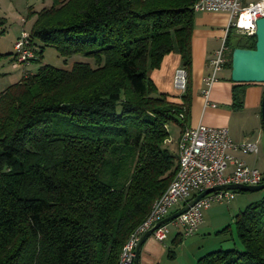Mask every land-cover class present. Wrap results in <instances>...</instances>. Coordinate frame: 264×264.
<instances>
[{"label":"trees","instance_id":"obj_1","mask_svg":"<svg viewBox=\"0 0 264 264\" xmlns=\"http://www.w3.org/2000/svg\"><path fill=\"white\" fill-rule=\"evenodd\" d=\"M196 1L52 0L31 14L30 48L39 41V57L52 47L95 66L41 65L0 93V264L120 263L178 169L165 142L169 123L188 126ZM224 46L231 58L235 48L254 49L255 37L230 28ZM173 51L187 73L179 104L149 78ZM245 87L233 85L232 110L242 109ZM234 224L243 250L217 249L196 264H264V190ZM181 241L177 234L169 259Z\"/></svg>","mask_w":264,"mask_h":264},{"label":"built area","instance_id":"obj_2","mask_svg":"<svg viewBox=\"0 0 264 264\" xmlns=\"http://www.w3.org/2000/svg\"><path fill=\"white\" fill-rule=\"evenodd\" d=\"M192 8L194 13L227 15L226 35L231 28L238 35L253 37L256 21L264 17V0H197ZM13 49L14 68L28 64V60L34 58L28 32H21ZM225 51L223 42L211 61L212 75L205 80L202 90L206 104L216 74L227 62L223 58ZM174 82L181 97L187 84V73L182 67L176 71ZM210 106L216 107L215 104ZM179 118L182 119L183 115L180 114ZM237 153L257 154L258 146L249 138L234 142L226 128L209 127L201 123L194 127L183 126L177 141V172L166 190L153 202L147 218L130 234L122 247L119 264L133 261L134 249L146 231L205 190L229 184H263L264 175L256 168H250L236 156ZM233 193L235 191L222 190L207 194L185 213L156 228L150 236L163 243L170 233L169 227L179 231L183 237L194 235L203 222V212L214 203H229Z\"/></svg>","mask_w":264,"mask_h":264},{"label":"crops","instance_id":"obj_3","mask_svg":"<svg viewBox=\"0 0 264 264\" xmlns=\"http://www.w3.org/2000/svg\"><path fill=\"white\" fill-rule=\"evenodd\" d=\"M227 22L228 18L225 14L195 13L194 30L191 39V101L188 126L194 127L201 123L209 127L228 128L234 115H249L248 117L251 116L252 119V125L242 129L234 127L229 131L230 136L237 142L246 138L261 141L263 140L264 129L262 121L261 124L258 122V116L260 114L261 118V100L264 93V84H240L246 86L243 107L241 110L234 111L230 106L232 103V87L236 84L230 80V69L222 67L217 72L215 81L210 87L208 104H206L202 95V90L205 88V80L212 75L211 61L220 48L221 41L223 40L224 42L225 40ZM179 68H181L180 55L173 51L163 57L158 69L149 73V78L156 86L157 91L165 94L167 100L174 104L181 103L180 93L176 89L174 82L176 71ZM211 104H215L216 107H211ZM180 133L181 128H179L175 145H177ZM241 158L244 162H249L248 157ZM213 213L212 210H205L203 222L195 234L185 238L181 236L182 241L175 249L174 259L167 257V251L172 246L175 236L180 234L179 231L175 230L174 234L167 237L163 243L156 241L150 236L142 245L139 264H196L200 257L221 249L222 245L216 247L213 242H211L210 246L206 245V240L210 235L207 219H212ZM201 232L203 233L202 235H200Z\"/></svg>","mask_w":264,"mask_h":264},{"label":"rangeland","instance_id":"obj_4","mask_svg":"<svg viewBox=\"0 0 264 264\" xmlns=\"http://www.w3.org/2000/svg\"><path fill=\"white\" fill-rule=\"evenodd\" d=\"M51 4L52 0H0V17L4 18L5 20V25L0 28V93L8 86L18 82L23 75L25 76L27 74L35 73L41 65H51L64 70H70L73 64L76 62H85L90 64L92 67L95 66V61L92 58L85 57L81 54H75L69 58H63L56 51V49L52 47H45L42 56L39 57L36 52H38L39 47L42 46V44L39 41H35L36 46H32V49L30 50L32 51L36 61L32 62L28 60V64H22L17 68L13 67L14 44L22 31L28 33L30 32L32 24L35 20V16H32L31 14L37 13L43 8H49ZM237 38L240 37H234L233 41L236 42L238 40ZM222 43L223 40L221 41V45ZM223 58L228 61L230 58L229 52L225 51ZM248 116L249 115H234L229 123L228 128H220H226L229 132L234 127H239V129H242L243 127L251 126L252 119L251 116ZM258 122L261 124L260 114L258 116ZM49 125L53 128L64 130L70 134L84 135L82 130L70 125L69 123H56L55 121H51ZM167 128L168 141L165 142V146L170 152L176 154L177 145H175V140L178 135L179 128H181L180 124L171 122L168 124ZM262 138L263 140L261 141L251 140V142H255L258 146L257 154L242 155L237 153L236 156L241 160V157H248L249 162L245 163L250 168H256L264 175V133ZM232 140L236 143L241 142H237L234 139ZM262 195L263 190L258 192H235L233 193V197L229 203L212 204L208 208L214 213L212 219H207L210 235L206 240V245L210 246L211 242H213L215 243L214 246L216 247L222 245V250L237 249L238 251H242L243 248L236 236L234 216L240 211L244 210L250 203L261 199ZM204 213L205 211L203 214ZM225 228H227L226 231L221 233V231ZM169 230L170 233L167 237L172 236L175 232V229L172 227H169ZM202 234L203 233L201 232L200 235Z\"/></svg>","mask_w":264,"mask_h":264},{"label":"water","instance_id":"obj_5","mask_svg":"<svg viewBox=\"0 0 264 264\" xmlns=\"http://www.w3.org/2000/svg\"><path fill=\"white\" fill-rule=\"evenodd\" d=\"M254 37V49L235 48L231 53L230 80L235 84H264V17L259 18L256 21V31ZM261 121L264 129V93L261 100ZM222 190H231L235 192H258L264 190V183L258 186H243L238 184L221 185L207 189L198 194L183 207L171 213L142 235L136 248L134 249V258L130 264H139V256L142 245L156 228L171 222L181 214L185 213L191 206L207 194Z\"/></svg>","mask_w":264,"mask_h":264}]
</instances>
